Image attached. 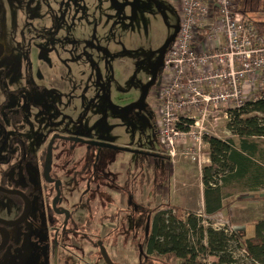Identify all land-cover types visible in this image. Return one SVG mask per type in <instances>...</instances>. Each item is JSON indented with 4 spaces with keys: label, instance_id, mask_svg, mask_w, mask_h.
Returning <instances> with one entry per match:
<instances>
[{
    "label": "rangeland",
    "instance_id": "rangeland-1",
    "mask_svg": "<svg viewBox=\"0 0 264 264\" xmlns=\"http://www.w3.org/2000/svg\"><path fill=\"white\" fill-rule=\"evenodd\" d=\"M158 1L167 24L176 27L177 16L169 4L172 0ZM240 1L237 10L244 21L260 29L254 21L261 16L258 9L263 6L245 16ZM157 12L147 0H0V41L6 50L0 66L10 67L8 74L20 78L15 79L16 86L23 89L18 104L23 108V120L33 129L31 134H37L34 141L40 140L46 127L56 126L85 147H91L87 142L93 140L113 146L136 147L141 153L157 157V161L148 157L144 160L141 157L139 161L137 155L129 152L100 149L98 169H106L112 174L109 179L112 190L115 189L116 202L108 212L115 214V219L112 223L97 220L99 223L91 227L92 238L87 236L89 232L73 238L74 246L81 245L77 246L80 254L86 252L89 264H104L96 242H101L116 264H161L159 257H144L145 227L149 223V231V215L155 211L177 208L168 204L173 193L177 194V203H184L185 211L197 218L198 213L204 215L199 221L202 229L211 227L228 231L227 252L234 264H257L240 245L244 239L253 236L255 222L264 220V138H248L249 143L257 146V151L250 156V168L244 177L237 176L236 167L222 170L211 160L200 172L186 156L185 146L176 148L178 153L174 163L170 157H164L149 112L140 116L135 114L129 119L118 112H126L139 96L146 78L158 63L162 43L170 34L171 30ZM9 55L11 59H7ZM25 67H30L27 68L30 72L28 82L24 79ZM96 69L103 91L97 83ZM259 75L258 83L264 82V67L259 70ZM26 88H31V96H25ZM247 93L243 101L257 99L262 93L261 86L258 84L255 91L249 89ZM228 121L229 117L226 119L219 113L216 119H209L205 133L209 138L227 141L238 151L239 140L227 129ZM200 148L204 156L209 157V145L203 143ZM80 150L84 151L83 148ZM122 164L127 165L126 170L122 171ZM170 167L177 180L163 181L159 191L157 178H167ZM207 167L211 168L212 181L218 184L221 194V209L209 217L204 213L201 183L203 169ZM124 172L128 185L122 184ZM100 193L104 195L103 191ZM10 198L0 195L1 219L14 217L16 207L10 204ZM123 198L128 199L126 203ZM78 207L75 219L82 225L87 211L84 199ZM35 216L36 211H32L30 219ZM121 217L127 218L126 223L128 221L124 232L118 224ZM16 228L14 233L20 229ZM23 228L29 230L30 225L26 222ZM108 231L114 233L107 238L104 235ZM128 232H131L129 237ZM140 247L142 253L138 256ZM204 261L205 264H216L217 258L205 254ZM167 264H178V261L171 259Z\"/></svg>",
    "mask_w": 264,
    "mask_h": 264
},
{
    "label": "flooded vegetation",
    "instance_id": "flooded-vegetation-1",
    "mask_svg": "<svg viewBox=\"0 0 264 264\" xmlns=\"http://www.w3.org/2000/svg\"><path fill=\"white\" fill-rule=\"evenodd\" d=\"M147 1L158 11L163 24L171 31L162 43L158 63L146 78L139 96L126 112H118H122L128 119L134 118L135 114L140 116L142 113L149 112L152 116L155 135H157L153 105L160 86L161 61L173 42L165 51L163 46L173 35L174 28L177 26L172 27L167 24L164 14L159 10L158 0ZM169 4L171 5L170 1ZM4 57H6V50L0 41V60ZM11 57L9 55L7 59ZM3 66H0V195H9L11 197L9 202L16 209L13 212L14 217L12 216L10 220L0 218V245L5 244L0 249V264H89L86 252L80 254L77 246L81 245L74 246L73 238L76 237L75 235L88 232L87 236L92 238L91 227L99 223L97 220L101 223L103 221L112 223L115 219V214L108 212V209L116 202L113 197L115 189L112 190L113 186L110 185L109 179L112 178V174L106 169H98L100 149L103 147L129 152L137 155L139 161L141 157L143 160L145 157L156 160L157 157L149 153H141L136 147L113 146L93 140L87 142V145L95 150L90 151L91 147L74 142L66 136L64 129L56 126H52V129L46 127V132L41 134L40 140L34 141L37 134H31L33 129L29 128L23 120V108L18 104L19 94L23 89L16 86L15 79L20 80V78H14L13 75L8 74L10 67ZM27 68L30 67H25L23 74L28 82L30 72ZM155 69L154 84L148 89L143 104H139V107H143L139 111L138 105H135L140 99L143 88L153 78ZM30 89L26 88L25 96L33 94ZM57 115L60 116L59 113ZM81 148L84 151H81ZM164 157L168 158L166 155ZM149 166H151L150 163ZM19 173L20 177H18ZM123 174L122 184L128 185L127 173ZM100 191H103L104 195ZM83 199L87 211L85 221L81 225L80 222L76 223L75 214ZM127 200L123 198L124 203ZM32 211H36L35 219H30ZM125 220L127 218L121 217L118 221V224L122 225L123 232L128 223ZM5 222L16 223V225L9 227ZM26 222L30 225V229H21ZM79 225L81 226L78 227ZM16 227L20 229L14 233ZM111 227L115 229V226L111 225ZM113 233L108 231L104 236L108 238ZM130 234L131 232H128L127 236L129 237ZM95 245L98 248L100 260L107 264L104 254L108 258L109 256L105 248L101 242H96ZM140 248L137 251L138 256L142 253ZM109 260L112 264H116L110 258Z\"/></svg>",
    "mask_w": 264,
    "mask_h": 264
},
{
    "label": "built area",
    "instance_id": "built-area-1",
    "mask_svg": "<svg viewBox=\"0 0 264 264\" xmlns=\"http://www.w3.org/2000/svg\"><path fill=\"white\" fill-rule=\"evenodd\" d=\"M238 1H171L177 35L161 61L153 105L156 134L172 162L176 148L185 146L186 156L200 172L210 163V156H204L200 148L203 143L208 145L209 119L219 113L227 119L231 111L249 102L243 98L258 84L264 91V82L258 83L259 70L264 67V32L244 21Z\"/></svg>",
    "mask_w": 264,
    "mask_h": 264
},
{
    "label": "trees",
    "instance_id": "trees-1",
    "mask_svg": "<svg viewBox=\"0 0 264 264\" xmlns=\"http://www.w3.org/2000/svg\"><path fill=\"white\" fill-rule=\"evenodd\" d=\"M239 4L244 15L263 6L258 9L261 10V16H257L254 22L264 32V0H241ZM227 129L238 138L240 150L232 149L227 141L206 137L210 160L222 170L234 166L238 169L237 176L244 177L250 168L249 158L257 151V146L249 143L248 138H264V91L257 100L244 103L239 109L230 112ZM210 171V167L204 168L201 178L204 213L208 217L221 209L220 187L212 181ZM149 216L150 227L144 236L146 259L159 257L161 264H167L171 259L178 261V264H205L206 254L216 257V264H234L227 252L229 237L223 230L211 227L202 229L200 218L195 214L176 208L155 211ZM193 238L196 240L193 241ZM240 248L251 260L264 264V220L255 222L253 236L244 239Z\"/></svg>",
    "mask_w": 264,
    "mask_h": 264
},
{
    "label": "water",
    "instance_id": "water-1",
    "mask_svg": "<svg viewBox=\"0 0 264 264\" xmlns=\"http://www.w3.org/2000/svg\"><path fill=\"white\" fill-rule=\"evenodd\" d=\"M176 34H177V28H174V33H173V35H172V36L166 41V43L164 44V46H163V51H165V49L168 47V45H169L171 42L174 41V38H175ZM93 66H94V65H93ZM94 67H95V66H94ZM95 68H96V67H95ZM96 73H97V83H98V85H99V88L103 91V87L99 84V78H100V76H99V72H98L97 69H96ZM155 76H156V69H155V71H154L153 78H152V79L147 83V85L143 88L142 93H141V96H140V99L138 100V102H137L136 105H135V106L138 105L137 109H138L139 111H141L142 108H143V107H139V104H140V103L143 104V100L145 99V96H146V93H147L148 89L154 84ZM0 190H1V189H0ZM5 224H6L7 226H9V227H11V226H15V225H16V223H11V222H5ZM148 226H149V223H147V225H146V227H145V236L148 234ZM4 246H5V244H4V245H0V249H2ZM103 254H104V253H103ZM104 257H105V259H106L105 261H106L107 264H112V263L110 262L109 258H108L105 254H104Z\"/></svg>",
    "mask_w": 264,
    "mask_h": 264
},
{
    "label": "crops",
    "instance_id": "crops-1",
    "mask_svg": "<svg viewBox=\"0 0 264 264\" xmlns=\"http://www.w3.org/2000/svg\"><path fill=\"white\" fill-rule=\"evenodd\" d=\"M172 163H174V161L172 162ZM126 166L127 165H123L122 164V166H121V169H122V171L123 170H126ZM171 167H173V164H171L170 165ZM171 167H170V169H169V171H168V173H167V175H168V177L166 178V177H164V176H158V180H157V182L156 183H158V185L156 186V188L160 191L161 190V187L159 186L163 181L164 182H173V179L174 180H177V176H176V173L174 172V169L172 168L171 169ZM127 177V176H126ZM156 180V179H155ZM160 180V181H159ZM177 188V187H176ZM175 188V191H177L178 189H176ZM174 191V192H175ZM178 198H177V194H175V193H173V194H171L170 195V198H169V202H168V204H170V205H173V206H175V207H177V208H181V209H183V210H186L184 207H183V205H184V203H177L176 202V200H177ZM167 203V202H166Z\"/></svg>",
    "mask_w": 264,
    "mask_h": 264
}]
</instances>
